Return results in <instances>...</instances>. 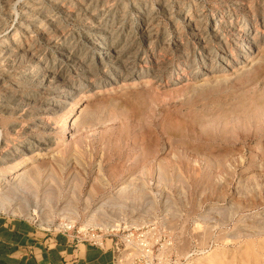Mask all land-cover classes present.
Here are the masks:
<instances>
[{
    "label": "rangeland",
    "instance_id": "374dc122",
    "mask_svg": "<svg viewBox=\"0 0 264 264\" xmlns=\"http://www.w3.org/2000/svg\"><path fill=\"white\" fill-rule=\"evenodd\" d=\"M0 201L122 264H264V0H0Z\"/></svg>",
    "mask_w": 264,
    "mask_h": 264
},
{
    "label": "crops",
    "instance_id": "0c3cea01",
    "mask_svg": "<svg viewBox=\"0 0 264 264\" xmlns=\"http://www.w3.org/2000/svg\"><path fill=\"white\" fill-rule=\"evenodd\" d=\"M116 242L106 236L98 246L0 213V264H122Z\"/></svg>",
    "mask_w": 264,
    "mask_h": 264
},
{
    "label": "built area",
    "instance_id": "2783aa9c",
    "mask_svg": "<svg viewBox=\"0 0 264 264\" xmlns=\"http://www.w3.org/2000/svg\"><path fill=\"white\" fill-rule=\"evenodd\" d=\"M49 230V229H47ZM61 232L74 237L75 239H78L80 241H85V242H89L91 244L94 245H98V246H102L104 243V239H105V235L100 234V233H95V232H82V234L80 233V231H76L74 228H72V226H66L63 228V230H61ZM116 248L119 251V243L116 242Z\"/></svg>",
    "mask_w": 264,
    "mask_h": 264
},
{
    "label": "bare ground",
    "instance_id": "6f19581e",
    "mask_svg": "<svg viewBox=\"0 0 264 264\" xmlns=\"http://www.w3.org/2000/svg\"><path fill=\"white\" fill-rule=\"evenodd\" d=\"M8 10V9H7ZM145 13V12H144ZM33 20V19H32ZM50 23V22H49ZM39 26V25H38ZM143 26V25H142ZM114 29V28H113ZM15 46V45H14ZM17 49V47H15ZM15 48H13V50L15 51ZM2 49V48H1ZM11 51V50H10ZM25 51V50H24ZM7 52V51H6ZM13 53V52H12ZM16 53V52H15ZM109 53V52H108ZM9 55V54H8ZM13 55V54H12ZM11 55V56H12ZM4 56V55H3ZM7 56V55H6ZM63 56V55H62ZM117 56V55H116ZM13 57V56H12ZM15 58V57H14ZM5 72V71H4ZM38 73V72H37ZM35 75V74H34ZM133 78V77H132ZM6 97V96H5ZM35 141V140H34ZM51 141V140H50ZM45 146V145H44ZM30 152V151H29ZM10 158V157H9ZM24 172V171H23ZM2 184V183H1ZM6 187V186H5ZM16 188V187H15ZM16 191V190H15ZM2 199V198H1ZM4 200V199H3ZM1 202V201H0ZM5 206L4 204H0V211H4L5 210Z\"/></svg>",
    "mask_w": 264,
    "mask_h": 264
}]
</instances>
